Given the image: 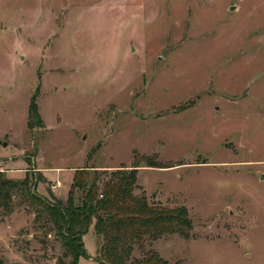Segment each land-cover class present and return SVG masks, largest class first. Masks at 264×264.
I'll list each match as a JSON object with an SVG mask.
<instances>
[{
    "label": "rangeland",
    "instance_id": "1",
    "mask_svg": "<svg viewBox=\"0 0 264 264\" xmlns=\"http://www.w3.org/2000/svg\"><path fill=\"white\" fill-rule=\"evenodd\" d=\"M138 164L135 196L192 230L129 263L264 264V0H0L3 264H68L42 201ZM84 242L99 264L94 225Z\"/></svg>",
    "mask_w": 264,
    "mask_h": 264
},
{
    "label": "trees",
    "instance_id": "2",
    "mask_svg": "<svg viewBox=\"0 0 264 264\" xmlns=\"http://www.w3.org/2000/svg\"><path fill=\"white\" fill-rule=\"evenodd\" d=\"M38 93L31 98L29 107V125L33 129L44 126L39 114ZM148 166L156 167L155 164ZM139 167L138 164L131 170L110 172L85 167L76 171L67 201L55 197L42 201L56 235L62 242L64 255L69 258L68 264H78L81 257L89 258L84 239L93 225L97 235L104 241L95 259L99 264H137L129 263L127 255L134 245H141L146 239L156 241L172 234L188 239L192 230L188 210L152 209L145 199L135 196ZM39 183L40 180L32 181L30 189L31 186L36 188ZM9 185L10 189L16 186L15 183L1 182L0 194L3 187ZM8 195V192L2 195L6 202ZM0 264H3L1 260ZM138 264L168 263L151 255Z\"/></svg>",
    "mask_w": 264,
    "mask_h": 264
},
{
    "label": "built area",
    "instance_id": "3",
    "mask_svg": "<svg viewBox=\"0 0 264 264\" xmlns=\"http://www.w3.org/2000/svg\"><path fill=\"white\" fill-rule=\"evenodd\" d=\"M62 183L61 181L56 182L55 185L52 186V189L55 191L61 187Z\"/></svg>",
    "mask_w": 264,
    "mask_h": 264
},
{
    "label": "water",
    "instance_id": "4",
    "mask_svg": "<svg viewBox=\"0 0 264 264\" xmlns=\"http://www.w3.org/2000/svg\"><path fill=\"white\" fill-rule=\"evenodd\" d=\"M264 180V178H262Z\"/></svg>",
    "mask_w": 264,
    "mask_h": 264
}]
</instances>
